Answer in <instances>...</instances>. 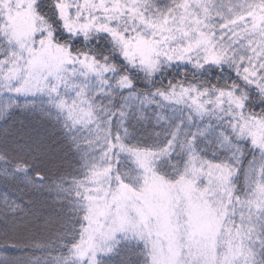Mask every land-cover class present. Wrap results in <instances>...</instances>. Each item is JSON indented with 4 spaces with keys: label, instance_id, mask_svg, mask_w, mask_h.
<instances>
[{
    "label": "rangeland",
    "instance_id": "1",
    "mask_svg": "<svg viewBox=\"0 0 264 264\" xmlns=\"http://www.w3.org/2000/svg\"><path fill=\"white\" fill-rule=\"evenodd\" d=\"M86 2L87 0H60L58 12L61 4L69 5L71 15L67 21L59 12L65 30L79 33L80 38L85 42H90L93 39L91 37L85 39V32L72 24V20L76 19L77 6L84 5ZM94 2L96 4L103 3L105 8L101 10L92 9L91 12L81 8L82 15L77 23L91 22L93 26L87 31V34H91L92 37L97 35L109 36L117 53L131 69L152 76L157 75L162 66H192L196 69L205 65L224 67L231 60L226 58L217 65L211 61L205 62V57L223 51L226 57L230 56L239 60L241 56L253 55V49H259L260 45L264 43V33L260 31L264 28V9L260 6L243 9L237 4V0H181V4L177 8L164 16L151 15L144 0H94ZM4 3L6 7H4L3 13V31L6 42L7 44L14 42L24 47L39 31L38 21L40 17L36 11V0H4ZM206 13L214 25L211 34L216 47L210 48L203 45L198 48H189V45L194 42L192 35H198L192 31L193 29L199 28L204 33H209L205 28V24L208 23L205 20ZM253 14L256 17L254 31L252 30ZM108 16H118L119 19L108 20ZM104 25L108 28L117 29V36L131 41L132 46L137 45V37L145 42L151 41V46L156 51L151 52L143 46L142 51L150 60L157 62L155 70L150 73L141 64L142 57L135 47L129 48V52L136 53L132 61L129 62L123 54L122 45L117 42L116 38L110 32L97 30ZM245 28L250 31H243ZM185 33H190V35H185ZM234 33L240 34L239 39ZM220 45H224V47L221 48ZM57 50L59 49L54 45L45 48L43 51H36L29 47L31 55L26 53L19 57L20 62L29 70L33 61V54H42L39 57V64L32 68V73L36 76L49 68L48 66L62 63L63 69L66 63L74 64L75 70L69 68L66 77H58L55 91L50 95L46 94V90L34 92L26 90L17 93L15 90L4 86L2 77L0 104L4 103L3 97L8 95L25 94L46 98L72 121L75 128L81 129L84 134H87L86 136L91 139L92 147L96 151H106L110 154L115 149L111 140V118L107 109L103 105L97 104L96 100L112 95L117 89L130 91L131 87H122L119 83L121 79L115 78L112 69L94 62L91 58L80 55L78 62H76L70 60L68 54L67 59H64V53L67 52L61 50L58 52ZM9 51H11V56L8 60L11 61V57L15 56L16 53L10 48ZM45 58L50 61V64L44 63ZM161 59L164 61L163 65L160 64ZM88 64L93 65L92 70L85 66ZM11 67L12 64H9V68ZM248 87L255 88L252 85H248ZM31 88L39 89L35 81H33ZM219 93L220 91L211 95H203L193 90L178 89L168 95H157L154 101L151 99L136 101V105L149 107L155 102L159 108L160 103H162L166 110L178 115V118L182 120L181 124L191 128L199 123L202 128L201 134L215 133L210 131L216 129V133L219 137L221 136L222 145L225 147L229 142L225 143L221 134L227 135L230 130L226 131L225 129L241 122V109L230 103L227 96L221 98L222 103L220 107H217L216 101ZM132 97L131 93L125 96L124 105L126 109L129 105H135L129 102ZM61 101H64L63 108L58 107ZM193 101H196L197 104H203L204 111L198 113ZM161 108L159 109L161 110ZM123 117L121 114L118 129L123 126ZM158 117L162 119L163 115L159 114ZM177 134L178 132L174 135L170 145L162 151L174 150ZM259 134L264 137V132ZM188 139L186 144L182 146L184 151H196L193 146V138ZM231 147L236 148L234 145ZM107 153L101 155V159H103L101 169L93 175L88 185L87 216L89 219L86 220L88 232H84L82 240L77 245L81 250L86 249L87 251L81 258L76 254V247L74 251L75 260L78 264H93V260H95L97 264L99 258L108 253L120 240L118 237L123 234L125 239L132 240H139L142 236L147 235L149 243L153 245L159 258L158 264L161 262L174 264V226L171 223L173 186L162 179L154 169L157 159L161 158L163 153H132L140 176L137 189L122 184L116 185L113 182L110 170L106 166ZM193 155L195 154L192 152L191 157ZM260 155L264 156V152ZM200 161L198 158L195 159L193 167L189 168L193 176L213 177L217 181L225 180V176L228 177V170L223 169L221 171L218 170L219 168H209L210 164L203 163L201 165ZM232 175L235 176V170ZM256 178L249 197L243 200L244 202L238 203L234 200V211L230 206L232 224L229 230L221 229L218 226L214 228L213 222L208 218L205 210L199 206L192 208L191 215L195 234L199 241H203L207 245L204 254L207 255L210 250L211 254L208 259L211 264H237V262L246 264L249 259L247 247L250 241L246 237L251 230L257 232L261 230L262 224H264V211L261 210L264 196H261L259 191L253 195V190L259 189L263 185L260 172ZM175 187H178L187 196L193 191L194 183L192 180L183 179V182H177ZM150 223H154L153 228L149 227ZM217 232L220 235H217ZM256 239L258 241V237Z\"/></svg>",
    "mask_w": 264,
    "mask_h": 264
},
{
    "label": "trees",
    "instance_id": "2",
    "mask_svg": "<svg viewBox=\"0 0 264 264\" xmlns=\"http://www.w3.org/2000/svg\"><path fill=\"white\" fill-rule=\"evenodd\" d=\"M144 2L148 12L155 16L167 15L181 4V0ZM59 4L57 0H36L37 14L40 18L43 14L55 19ZM237 4L243 9L257 8L258 5L264 9L262 0H237ZM56 23L59 28V21ZM3 25L4 17L0 15V64L11 56ZM58 35L64 38L65 29ZM98 36L103 38L90 42L80 38L77 51L113 71L116 68L125 71L132 85L130 91L117 89L112 95L96 100L107 109L111 118V140L115 149L110 154L96 151L87 134L75 128L72 121L46 98L25 104L10 120H5V115L11 109L6 108L5 103L0 104V238L28 240L34 253L31 264H78L74 251L87 227V189L93 175L101 169L103 153L108 155L106 166L113 182L132 189H137L140 179L132 158V153L138 152L163 153L154 166L157 174L158 166L167 168L172 174L176 170L182 171L192 152L210 165L227 163L224 158L227 155L234 161V170L241 166L235 170L240 201L249 197L259 172L264 185V156L253 155L249 151L242 158L239 149L231 147L229 150L222 145L216 129L210 131L215 133L201 134L199 123L191 128L181 124L178 115L166 110L162 103L159 106L161 110L155 102L149 107L136 105V101H154L157 95H168L178 89L193 90L203 95L221 90L236 93L242 88L249 91L232 60L224 67L162 66L157 75L152 76L131 69L117 53L110 37ZM251 92L255 93V90ZM128 93L133 95L129 102L135 105L126 109L124 102ZM258 108L257 105L252 110ZM121 114L124 116L123 126L118 129ZM159 114L163 115L162 119ZM177 132L174 150L162 151L170 145ZM188 138H193L196 151H184L182 146ZM120 143L127 151L120 150ZM262 225L258 232L264 234ZM137 241L118 240L97 264H142L143 253ZM257 248L259 250V245Z\"/></svg>",
    "mask_w": 264,
    "mask_h": 264
},
{
    "label": "clouds",
    "instance_id": "3",
    "mask_svg": "<svg viewBox=\"0 0 264 264\" xmlns=\"http://www.w3.org/2000/svg\"><path fill=\"white\" fill-rule=\"evenodd\" d=\"M53 7H55L54 4ZM205 20L208 21V23L205 24V28L211 33L214 25L209 17L206 16ZM57 21H59V28H57ZM38 28L39 31L37 34L34 35L24 47L14 42L7 44V47L16 53L15 56L11 57V61L21 69L20 79L9 80L5 79L4 76L2 77L6 88L15 90L21 85H25L26 88H31L33 81H35L39 89L43 88V90H46V94L50 95L57 88L58 77H66L69 68L75 70L74 64L66 63L61 71L55 72L54 74H50L51 69L46 68L41 71L38 76L35 74L29 76L28 69L20 62L19 57L26 53L31 55L29 47L36 51H43L45 48L54 45L62 52H67L70 60L78 62L79 56L82 54L77 51L76 47L77 41L80 39V34L65 30L64 38L59 37L58 33L60 30L65 29V25L58 11L55 19L41 14V18L38 21ZM90 37L96 40L103 38L98 35L92 37L91 34H85V39H89ZM220 46L221 48L224 47V45ZM7 58L6 56V59ZM44 63L50 64V61L45 58ZM163 63L164 61L161 59L160 64L163 65ZM114 71L118 80L122 78H127L129 80V76L125 71H121L119 68L114 69ZM26 80L27 84H25ZM248 89L249 91H245V88L238 89L235 94L243 98V108L241 111L244 113V120L241 121L240 124L247 122L249 128L254 129L256 120L264 121V94H261L256 88L248 87ZM252 89H255V93L251 92ZM256 93H258V95H256ZM3 99L6 108L11 109L7 112V115H5V120H10L12 115L19 111L22 106L35 100H41L43 97L17 94L5 96ZM257 105L259 106L258 110H252ZM225 130H230L226 136L231 138L225 147L231 150L230 146L234 145L240 150L242 158L246 157L249 151H251L253 155H259L264 152L259 146L252 143V139L247 133L240 135L238 130H234L232 127ZM224 158L228 162H221V167L218 170L222 171L225 167L227 168L229 174L227 181H217L213 177L193 176L189 168L193 167L194 162L191 161L189 157L182 171L176 170L174 174L170 173L167 168L159 166L157 168L159 176L169 185L173 186L171 223L174 226V264H211V261L208 259V256L211 254L210 250L207 255L204 254V249L207 245L203 241H199L195 234L191 215L193 207L199 206L205 210L208 214V218L213 222L214 228L218 226L224 230L230 229L232 224V212L229 210L230 206L234 211L235 205L233 201L236 200L238 203L242 201H240L239 192L236 188L238 176L232 175L235 168L234 161L229 160L227 155L224 156ZM202 162L201 160V165H203ZM240 168L241 166L235 170L238 171ZM181 177L193 181L194 189L190 195L186 196L178 187H175ZM256 191H259L261 196H264V185L259 189H254L253 195ZM261 210L264 211V203L261 205ZM149 227L153 228L154 223H150ZM237 230L239 229L237 228ZM217 235H220V233L217 232ZM256 237H259L258 241ZM118 238L124 240L125 235L122 234ZM246 239L250 241L247 247L249 259L246 261V264H264V234L256 230H251ZM137 244L139 245L140 251L143 253L142 264H158L159 258L156 255L155 248L149 243V237L147 235L142 236L137 241ZM257 244L259 245V250ZM33 254L30 242L26 239H9L6 236L0 238V264H12L13 261H15L16 264H31V257ZM257 256L259 257L258 260L256 259ZM161 264H163V262H161ZM237 264H239V262H237Z\"/></svg>",
    "mask_w": 264,
    "mask_h": 264
},
{
    "label": "snow or ice",
    "instance_id": "4",
    "mask_svg": "<svg viewBox=\"0 0 264 264\" xmlns=\"http://www.w3.org/2000/svg\"><path fill=\"white\" fill-rule=\"evenodd\" d=\"M57 3H60V0H57ZM262 4H264V0H262ZM4 7H6L4 0H0V15H3L4 13ZM34 7V6H33ZM69 5L67 4H61L59 8V12L63 15V18L67 21L70 18V12H69ZM259 7V5L257 6ZM81 8L84 10L91 12L92 9H97L101 10L105 8V5L103 3L101 4H96L94 0H87V2L84 5H78L77 6V12L75 13L76 19L72 20V24L79 27L82 31L87 34V31L93 26L91 22L85 23V24H78L77 21L80 19L82 13H81ZM207 16V13L205 14V17ZM113 18L119 19L118 16H108V20H112ZM255 21L256 17L253 14V31L255 30ZM103 30L110 32L114 38H116L117 42L122 45L123 48V54L124 56L129 60V62L132 61L133 56L136 54L135 52H129L130 47H135L137 52H140L141 55V64L144 65L148 71L151 73L152 71L155 70L156 68V61H152L149 59L148 56L144 54L142 51V46L147 47L151 52H155L156 50L151 46V41L145 42L144 40H141L139 37H137V45L132 46L131 41L123 39V37L117 36V29H112L108 28L106 25L102 26L101 28L97 29ZM194 33H198V35H192L193 43L189 45V48H198L203 45H207L210 48H215L216 45L213 43V35L211 33H204L202 30L199 28L193 29L192 30ZM243 31H250L249 29L245 28ZM261 33H264V28H262ZM185 35H190V33H185ZM237 39H239L240 34L239 33H234ZM175 38V37H173ZM187 51V49H185ZM59 52V50H57ZM205 51H207V48H205ZM253 55L244 57L241 56L239 60H234L233 57H226L225 53L223 51L219 53H212L210 55H207L205 57V62L211 61L212 63L215 64H220L222 61H224L226 58L228 60H232L233 64L236 67V71L238 75H241V78L247 83L248 85L254 86L256 89L260 91L261 94H264V43H262L259 47V49H253ZM41 53H35L33 54V61L29 66L28 74L31 76L32 73V68L35 67L37 64H39V57L41 56ZM182 58V57H181ZM64 59H67V53H64ZM171 59V57H169ZM247 61V63H245ZM9 64H12V67L9 68ZM43 66V65H41ZM86 67L89 68V70H92L93 65L88 64L85 65ZM51 71L50 74H54L55 72L61 71L62 70V63L61 64H56L55 66H48ZM107 70V69H105ZM20 68L15 65L12 61H8L5 63L0 64V76H4L5 79L9 80H18L20 79ZM120 85L122 87H128L130 88L131 82L127 78H122L119 81ZM25 84H27V80L25 81ZM30 91L34 92L36 90L43 91V88L40 89H33V88H26L25 85H21L20 87L16 88L15 91L17 93L24 92V91ZM227 96L229 99V102L234 104L236 108L241 109L243 108V103L241 97H238L234 92L229 91V92H224L223 90L220 91L217 101H216V106L220 107L222 100V97ZM167 98V97H166ZM193 104L196 105V110L198 113L204 111V105L203 104H197L196 101H193ZM58 107L63 108L64 107V101H61ZM240 120H244L243 112L241 111L240 113ZM77 123L79 121H76ZM234 130H238L240 135H243L244 133H247L248 136L251 137L252 143L254 145H257L260 147L262 151H264V137H262L259 133L264 132V121L261 120H256L255 121V128H249L247 122L244 124H233L231 126ZM223 136V140L225 143L229 142L230 137L224 135L223 133L221 134ZM119 139V137H117ZM121 151L126 150L125 146L120 143L118 145ZM128 151H131L128 149ZM197 159L195 155L191 157V161H194ZM206 163V162H202ZM221 165H209V168H220ZM225 171H227V168H224ZM183 177H181V180L178 181V183L183 182ZM225 181H227L228 177L225 176ZM85 219H89L88 216L85 217ZM122 228V226H121ZM86 233L88 232V229L84 230ZM86 249L81 250L79 246L76 248V254L83 258ZM12 264H16L15 261L12 262ZM93 264H96L95 260H93Z\"/></svg>",
    "mask_w": 264,
    "mask_h": 264
}]
</instances>
